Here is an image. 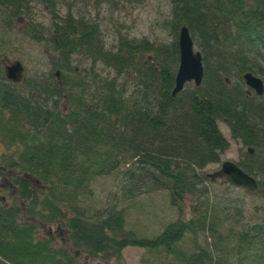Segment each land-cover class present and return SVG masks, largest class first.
<instances>
[{"label": "trees", "instance_id": "16d2710c", "mask_svg": "<svg viewBox=\"0 0 264 264\" xmlns=\"http://www.w3.org/2000/svg\"><path fill=\"white\" fill-rule=\"evenodd\" d=\"M38 1L50 24L24 30L51 50L59 84L52 73L11 84L0 63V147L11 153L0 164L10 167L24 202L23 210L0 208V264H79L80 255L121 260L127 247L171 257L155 264H264V92L247 95L241 78L250 73L264 87V0H169L164 27L172 42L117 32L109 49L97 24L75 19L68 7L59 18L60 0ZM27 2L0 0L8 24ZM181 26L201 55L203 76L171 97ZM72 56L88 67L71 66ZM96 64L114 77L96 75ZM219 121L243 148L235 164L258 178L251 195L260 203L249 222L236 199L222 204L204 187L202 170L229 146ZM112 174L119 177L113 203L81 207L93 181ZM155 193L166 194L177 218L154 237L126 230L129 204ZM56 226L65 232L64 248L38 235L39 227Z\"/></svg>", "mask_w": 264, "mask_h": 264}, {"label": "rangeland", "instance_id": "374dc122", "mask_svg": "<svg viewBox=\"0 0 264 264\" xmlns=\"http://www.w3.org/2000/svg\"><path fill=\"white\" fill-rule=\"evenodd\" d=\"M27 5L28 9L20 12L19 20H14L9 24L0 12V61L6 59L9 62L18 61L21 63L24 78L22 84L27 81H38L44 78V75L54 74L56 70L58 71L53 65V54L47 45L42 42H35L24 30V26L28 23L38 24L47 30L50 24L49 14L38 0H28ZM67 7L75 19L97 24L106 49L115 44L117 32L126 34L130 39L145 38L149 42L163 45L173 41L164 27V22L169 18V0H60L57 4L59 18L63 17ZM71 66H75L77 70L87 68L88 61L82 60L79 56H72ZM93 70L96 75L102 78L111 79L114 77L109 69L100 64H96ZM228 84H233V81L228 80ZM185 86L192 88L191 83ZM24 87L19 86V89L23 90ZM58 104L65 106L62 100H59ZM217 128L228 141L229 146L226 152L219 155L218 163L209 164L202 170L203 175L216 171L221 162H236L238 152L243 150L238 143L229 140V132L223 122H217ZM0 151L6 153L1 147ZM118 182L119 177L115 174L97 177L91 185V195L82 199L80 206L93 211L112 204L113 195L118 189ZM204 187L211 197L222 201V204L236 199V202L243 209V223L249 222L250 218H253V207L260 203V199L243 189L230 188L229 184L219 181L206 182ZM183 204V212L187 213L191 209V198H186ZM123 205L121 204V206ZM126 213L125 229L134 228L137 235L140 236L141 234L147 237H154L161 231L164 224L177 218L175 210L168 206L165 193L138 196L133 200V203L129 204ZM48 232H50V236H48ZM38 235L51 239L56 248L66 247V243H64L65 232L62 228L57 226L39 227ZM164 257L161 253L127 247L121 252V260H115L110 256L90 260L83 255L77 256L76 260L79 264H155L161 263L163 259H169V257Z\"/></svg>", "mask_w": 264, "mask_h": 264}, {"label": "water", "instance_id": "95a60500", "mask_svg": "<svg viewBox=\"0 0 264 264\" xmlns=\"http://www.w3.org/2000/svg\"><path fill=\"white\" fill-rule=\"evenodd\" d=\"M176 45L178 50V62L173 78V88L171 90V97L180 93L186 84H192L193 87L200 85L203 69L201 62V55L196 50L192 38L185 26H181L177 33ZM2 63L3 78L12 83L19 84L23 81V67L20 62H9L4 59ZM54 77L59 84V73L56 70ZM244 86L253 92L256 97L263 95L262 81L250 73L242 75ZM251 152L250 149L247 150ZM205 178L208 182L225 181L228 184L242 188L248 193H254L257 190L256 179L244 173L234 163L230 161L221 162L219 168L211 174H206Z\"/></svg>", "mask_w": 264, "mask_h": 264}, {"label": "flooded vegetation", "instance_id": "af4514ba", "mask_svg": "<svg viewBox=\"0 0 264 264\" xmlns=\"http://www.w3.org/2000/svg\"><path fill=\"white\" fill-rule=\"evenodd\" d=\"M245 93H246V90H245ZM251 94L252 93L250 91H248L247 95H251ZM47 107H49V106H47ZM58 108L61 111L62 115H64L67 112L66 106H58ZM227 130H228V128H227ZM228 132H229V130H228ZM229 136H230V132H229ZM229 140H230V137H229ZM4 153L0 151V157L5 156V155H8V156L11 155L10 151H6V154H4ZM238 154H239V152H238ZM238 154H237V157H238ZM11 175H12V172H11L10 167H4L3 165L0 164V208L11 207V206L15 205V206H18L21 210H23V206H24L23 203L24 202H23V200H19V198L16 197L17 188L12 183ZM22 177H24L26 179L25 174H23ZM20 178H21V176H20ZM21 180H23V179H21ZM31 186H33V185H31ZM15 202H16V204H15ZM48 236H50V232H48Z\"/></svg>", "mask_w": 264, "mask_h": 264}]
</instances>
